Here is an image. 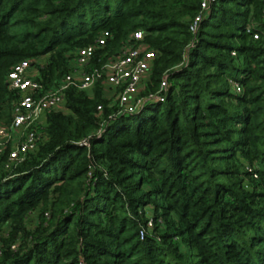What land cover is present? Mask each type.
I'll use <instances>...</instances> for the list:
<instances>
[{
  "label": "trees",
  "instance_id": "16d2710c",
  "mask_svg": "<svg viewBox=\"0 0 264 264\" xmlns=\"http://www.w3.org/2000/svg\"><path fill=\"white\" fill-rule=\"evenodd\" d=\"M199 3L0 0L1 124L14 63L47 91L109 33L34 149L0 151V264H264V0H214L191 33ZM135 30L154 56L126 113L101 80Z\"/></svg>",
  "mask_w": 264,
  "mask_h": 264
},
{
  "label": "built area",
  "instance_id": "2783aa9c",
  "mask_svg": "<svg viewBox=\"0 0 264 264\" xmlns=\"http://www.w3.org/2000/svg\"><path fill=\"white\" fill-rule=\"evenodd\" d=\"M213 1L200 0L199 13L194 16L188 25V30L191 33L195 32L200 17L204 15ZM108 37L109 33L103 30L95 38L93 44L77 48L74 52L73 69L47 91H43L41 84L35 79L36 70L35 68L32 69V64L28 60H19L11 66L6 73L5 81L7 86L16 90L19 95L12 107L9 123L7 125L0 123V151L4 147V139H8L10 134L21 129L26 131L22 139L8 149V160L21 159L26 152L34 149L38 131L31 125L32 122L41 113L61 104L67 88L86 89L101 76V71L97 69L79 74L77 72L88 63L95 46L103 45ZM141 37L140 30L133 31L129 41L123 44L115 58L103 66L105 82L118 88L115 99L117 104L122 107V111L126 113H132L135 110V94L141 86L143 78L147 76L154 56L153 51L147 49L140 42ZM165 85V81L162 80L159 84L160 90H164ZM232 87L235 91L240 90L236 84H233ZM159 100H162V98L159 97ZM84 144L87 145L86 142Z\"/></svg>",
  "mask_w": 264,
  "mask_h": 264
},
{
  "label": "rangeland",
  "instance_id": "374dc122",
  "mask_svg": "<svg viewBox=\"0 0 264 264\" xmlns=\"http://www.w3.org/2000/svg\"><path fill=\"white\" fill-rule=\"evenodd\" d=\"M45 59V56H42V57H39L38 59H36V63L37 61L38 62H43ZM88 64V63H87ZM85 65L83 68H80L79 72H77V74L81 73V72H85L87 70V66L88 65ZM34 68V66L32 65V69ZM31 69V68H30ZM31 69V70H32ZM146 79V76L143 78L142 81H145ZM95 81V80H94ZM93 81V82H94ZM92 82V84H93ZM102 84H103V93L105 95V97L108 99V101H114L115 98H116V95L118 93V88L113 86V85H109L108 83L104 82L103 80H101ZM143 83V82H142ZM89 89V88H88ZM87 91V90H86ZM136 96V94H135ZM134 99V97H132ZM62 103L51 108V109H56L58 107L62 108ZM4 125H7L8 123H3ZM33 127H36V128H41L45 125V112L41 113L31 124ZM26 130H18L12 134L9 135L8 139H4V149L6 147L11 148L12 146H14L18 141H20V139H22V136L24 134ZM28 221H27V226H30L32 227L33 225H35V218H34V215H31L28 217Z\"/></svg>",
  "mask_w": 264,
  "mask_h": 264
}]
</instances>
